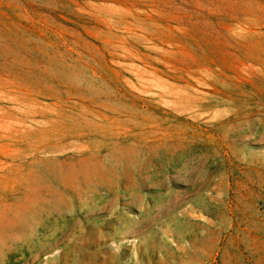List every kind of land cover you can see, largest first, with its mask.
<instances>
[{"label":"rangeland","instance_id":"1","mask_svg":"<svg viewBox=\"0 0 264 264\" xmlns=\"http://www.w3.org/2000/svg\"><path fill=\"white\" fill-rule=\"evenodd\" d=\"M0 264H264V0H0Z\"/></svg>","mask_w":264,"mask_h":264},{"label":"bare ground","instance_id":"2","mask_svg":"<svg viewBox=\"0 0 264 264\" xmlns=\"http://www.w3.org/2000/svg\"><path fill=\"white\" fill-rule=\"evenodd\" d=\"M2 90V89H1ZM80 176V175H79Z\"/></svg>","mask_w":264,"mask_h":264}]
</instances>
